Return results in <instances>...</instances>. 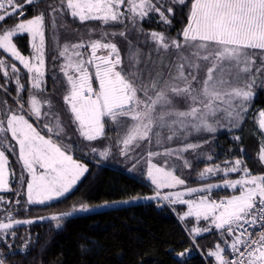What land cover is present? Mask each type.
Instances as JSON below:
<instances>
[{
    "label": "snow or ice",
    "instance_id": "6c2138e0",
    "mask_svg": "<svg viewBox=\"0 0 264 264\" xmlns=\"http://www.w3.org/2000/svg\"><path fill=\"white\" fill-rule=\"evenodd\" d=\"M38 2L0 0V22L10 16L17 19L12 26L0 27V51L5 54L0 56L4 80L0 83V193L15 191L16 197H24L22 205L20 199L9 201L0 194V245L9 252H28L39 243V236L29 232L22 246L15 248L12 241L19 226L47 221L63 230L70 218L106 207L108 201L82 202L47 215H17V209L28 212L30 206L51 207L66 199L89 176L85 158L99 167L118 153L133 161L127 169L130 173L142 161L146 164L145 178L154 191L111 203L126 205L144 199L156 201L157 206L167 204L173 211L176 205H186L187 210L177 216L193 246L199 247L195 237L203 233L215 230L219 237L206 254L213 264H264V174H252L245 163V149H239V157L204 167L196 177L200 186L189 187L177 174L192 167L186 153L213 159L212 154L199 151L209 140L190 142L189 137L224 127L239 129L257 89H264V0H56L27 17L26 6ZM177 8L187 9L186 22L169 35ZM153 14L165 31L142 27L141 22ZM64 15L81 24L96 21L101 27L88 28L86 40H65L61 45L59 30L72 35L66 23L57 21ZM49 20L57 53L52 60L60 61L59 75L53 72L52 93H47ZM117 24L123 27L105 30L104 26ZM23 35L28 38L29 55L14 42ZM117 38L126 43L123 54ZM9 85L15 86L14 96ZM56 88L63 89L62 107L78 136L67 133L53 99ZM257 111L256 123L264 133V109ZM108 128L115 132L113 137L106 135ZM231 139L239 142L242 137L232 135ZM102 140L111 143L98 145ZM7 153L16 155L20 164L23 192L10 186L17 177ZM257 156L264 165V140ZM157 158H163V164ZM230 173L237 178H229ZM221 174L224 178L218 183L203 182ZM218 188L233 194L213 199L212 191ZM193 194L197 198H186ZM189 218L197 222L190 229ZM201 221L206 226H198ZM84 239L82 250L95 246V241ZM189 251L177 255L183 257ZM0 264H9L2 248Z\"/></svg>",
    "mask_w": 264,
    "mask_h": 264
},
{
    "label": "trees",
    "instance_id": "16d2710c",
    "mask_svg": "<svg viewBox=\"0 0 264 264\" xmlns=\"http://www.w3.org/2000/svg\"><path fill=\"white\" fill-rule=\"evenodd\" d=\"M22 2V0H21ZM56 0H39L35 5L26 6L27 17L35 14L37 9L46 10L48 4H54ZM187 9L181 11L177 8L173 27L168 29L169 35H175L186 22L185 14ZM158 17L154 14L147 20L142 21V27L145 30L155 29L165 31V26L158 24ZM17 21L16 17H8L0 22V27L12 26ZM58 23H66L68 31L72 33L65 36L63 30L60 31V44L65 40L76 42L78 39L88 38V28H100L99 22L90 21L81 24L78 20H73L70 16L64 15L57 17ZM105 30H120L122 25L104 26ZM130 27V25H129ZM133 38L135 33L132 34ZM95 38V37H93ZM23 54H29V44L26 35L18 36L14 40ZM47 42V93H51L54 88L53 72L59 75L57 66L60 61H53V55H56L55 46L51 39V25L48 21V31H46ZM122 54L126 51V43L117 38ZM147 52V48L144 49ZM5 54L0 51V56ZM10 59V58H8ZM19 66V65H18ZM23 82H27V75L23 73ZM3 77L0 76V83H3ZM11 96L15 95V86L9 85ZM59 93V99L62 97L63 89L56 88ZM27 97V91L23 94ZM11 96L7 99L12 102ZM55 96H53V99ZM255 107H264V89H257V95L250 109ZM113 131L106 130V134ZM200 136L189 137L190 142L200 140H209L210 143L204 145L200 152L213 155L211 161H207L203 156H197L194 153L185 155L192 161L190 169H183L177 174H182L186 179L188 186L201 183L196 179L198 169L209 164H222L224 160H232L241 156L239 149H245L244 158L247 167L252 174H264V165L258 161V150L260 146L259 128L253 119V115L245 117L239 129L233 131H224L218 129L216 133H199ZM232 135H240L241 141L237 142L231 139ZM171 146V145H170ZM156 150V149H153ZM218 150V152H215ZM10 161V169L16 173L17 179L11 183L14 190L24 191L25 185L19 186V175L21 173L20 164L17 163L16 155L7 153ZM112 157L103 162L99 167L91 163L89 158L85 162L89 163L91 169L88 178L84 179L79 186L67 195L66 199L59 202H53L51 207L33 205L28 212L17 209L18 218L36 217L47 215L53 211L68 210V206L73 203L86 202L95 204L103 201H113L128 199L132 196H146L153 194V186L145 178L143 168L136 172L127 171L132 166L133 161L124 163H114ZM161 162V161H160ZM159 162V163H160ZM163 163V162H161ZM229 177L235 178L237 174L230 173ZM223 176L205 178V181H212ZM19 187V188H18ZM15 201V191L7 193ZM231 194L229 189H215L212 191V198ZM23 201L22 205H23ZM184 205H176L175 211L166 204L157 206L156 201L132 202L126 205L93 211L89 214H79L76 218H70L63 230H57L52 225L45 222H38L32 226H19L16 231L17 238L12 241L15 248L22 246L23 239L31 233L32 237L39 236V243L28 252H9L5 245H0L3 254L9 264H213V258L205 255L208 249L218 241L219 237L215 230L209 233H203L195 237L196 245L192 244V238L185 225L178 219L177 213H183ZM188 229L197 222L195 219L186 221ZM95 241V246L87 245L85 250L81 245L85 244V239ZM43 246V247H42ZM191 249L185 256L180 257L177 253L184 249ZM90 249V250H88Z\"/></svg>",
    "mask_w": 264,
    "mask_h": 264
},
{
    "label": "rangeland",
    "instance_id": "374dc122",
    "mask_svg": "<svg viewBox=\"0 0 264 264\" xmlns=\"http://www.w3.org/2000/svg\"><path fill=\"white\" fill-rule=\"evenodd\" d=\"M1 14H3L2 12H1ZM17 22V21H16ZM15 22V23H16ZM14 25V24H13ZM30 54V53H29ZM29 54H25V55H29ZM57 70H58V66H57ZM52 91L53 90H51V93H52ZM14 96V95H13ZM60 95H59V93L57 92L56 93V95H55V98H54V100H55V103L57 104V106L60 108V111H61V113H62V118L64 119V121L66 122V124H67V133L69 134V135H72V136H78V134L75 132V128H74V126H72L71 124H70V117H69V115L67 114V112L63 109V107H62V99H59V98H57V97H59ZM0 98H3V94L2 93H0ZM8 98V97H7ZM12 103V102H11ZM10 103V104H11ZM259 109H264V107H253V108H251L250 110H249V112L246 114L247 115V117L248 116H250V114H252L253 115V119L255 120V123H256V120H257V117H258V111L257 110H259ZM256 125H257V123H256ZM257 128H258V125H257ZM109 129H111V128H109ZM218 129H220V130H224V131H229V129L227 128V127H224V128H218ZM217 129V130H218ZM112 131H113V129H111ZM234 129H232L231 131H233ZM230 132V131H229ZM108 137H113L114 135H115V132L113 131V134H111V133H107L106 134ZM194 136H200V134H194ZM259 139H260V143H261V141L262 140H264V133H262L260 130H259ZM196 142H198V141H196ZM111 143V141L110 140H102V141H98L97 142V144L98 145H100V144H110ZM172 147H175L176 145L175 144H172L171 145ZM113 152L114 153H116V149L115 148H113ZM215 152H218V150H215ZM209 153V152H208ZM188 154H190V153H186L185 155H188ZM112 157V156H111ZM76 158H80V153L79 152H77L76 153ZM112 161L114 162V163H124V162H128V161H126V160H124L123 158H121L119 155H118V153L117 154H115V155H113V158H112ZM157 161L158 162H163V158H157ZM85 162V161H84ZM160 162V163H161ZM87 163V162H86ZM161 164H163V163H161ZM90 166V165H89ZM204 167H206V166H203V167H200V169H198V173L204 168ZM141 168H143V171L145 172L146 171V164L142 161L141 163H140V165L138 166V168L137 169H141ZM197 176V175H196ZM220 176H222V174L220 175ZM211 177V176H210ZM210 177H207V178H210ZM229 178H232V177H229ZM235 178H237V177H235ZM235 178H232V179H235ZM223 178H219V179H216V180H212V181H205L204 183H218V182H220L221 180H222ZM19 180V179H18ZM19 184V186L21 185L20 183H18ZM201 185V183H197V184H195V185H193V186H190V187H197V186H200ZM26 187V186H25ZM25 187H24V190H25ZM19 188V187H18ZM218 189H220V188H218ZM175 190H181V189H175ZM215 190V189H214ZM230 190V189H229ZM163 191H168L167 189H165V190H163ZM0 194H3V195H5V197H6V199L7 200H9V201H13L12 200V198L14 197L13 196V194L11 195V196H9V195H7V193H0ZM231 194H233V190H231ZM230 194V195H231ZM143 197V196H142ZM225 197V196H224ZM16 199H20V200H24V197H23V195L21 196V197H15ZM186 198H193V199H195V198H197V194H193L191 197H186ZM15 199V200H16ZM120 200H122V199H120ZM113 201H116V200H113ZM140 201H145L144 199H140V200H136V201H132V202H140ZM103 202H105V201H103ZM103 202H99V203H95V204H92V205H98V204H101V203H103ZM109 203L107 204V206L106 207H101V208H94L93 209V211H98V210H103V209H107V208H112V207H117V206H120V205H125V204H114V203H111L112 201H108ZM132 202H130V203H132ZM167 205V204H166ZM184 209L185 210H183V212L184 211H186L187 210V208H186V205H184ZM203 223H205V222H203ZM204 225V224H203Z\"/></svg>",
    "mask_w": 264,
    "mask_h": 264
},
{
    "label": "crops",
    "instance_id": "0c3cea01",
    "mask_svg": "<svg viewBox=\"0 0 264 264\" xmlns=\"http://www.w3.org/2000/svg\"><path fill=\"white\" fill-rule=\"evenodd\" d=\"M0 14H1V12H0ZM214 199V198H213ZM190 219H193V218H190ZM204 224V225H203ZM198 226H200V227H204V226H206V224L205 223H203V221H201V222H199V225Z\"/></svg>",
    "mask_w": 264,
    "mask_h": 264
},
{
    "label": "built area",
    "instance_id": "2783aa9c",
    "mask_svg": "<svg viewBox=\"0 0 264 264\" xmlns=\"http://www.w3.org/2000/svg\"><path fill=\"white\" fill-rule=\"evenodd\" d=\"M210 249H208L206 252H205V255L207 254V252L209 251ZM207 256V255H206ZM209 264H211V263H209Z\"/></svg>",
    "mask_w": 264,
    "mask_h": 264
},
{
    "label": "water",
    "instance_id": "95a60500",
    "mask_svg": "<svg viewBox=\"0 0 264 264\" xmlns=\"http://www.w3.org/2000/svg\"><path fill=\"white\" fill-rule=\"evenodd\" d=\"M258 125V124H257Z\"/></svg>",
    "mask_w": 264,
    "mask_h": 264
}]
</instances>
